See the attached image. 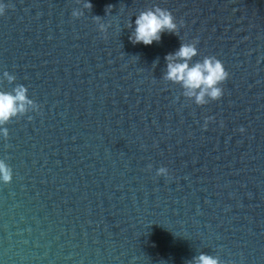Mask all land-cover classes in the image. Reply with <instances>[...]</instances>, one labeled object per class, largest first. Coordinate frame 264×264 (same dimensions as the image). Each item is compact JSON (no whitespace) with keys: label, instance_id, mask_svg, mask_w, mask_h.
<instances>
[{"label":"water","instance_id":"95a60500","mask_svg":"<svg viewBox=\"0 0 264 264\" xmlns=\"http://www.w3.org/2000/svg\"><path fill=\"white\" fill-rule=\"evenodd\" d=\"M0 4V92L33 101L0 129V264H264V0ZM154 7L177 34L131 43ZM194 41L229 73L204 106L164 79Z\"/></svg>","mask_w":264,"mask_h":264},{"label":"clouds","instance_id":"9594fccd","mask_svg":"<svg viewBox=\"0 0 264 264\" xmlns=\"http://www.w3.org/2000/svg\"><path fill=\"white\" fill-rule=\"evenodd\" d=\"M84 8L91 9L92 4L87 2ZM4 14L5 5L0 4V16ZM79 15L73 12L74 17ZM96 19L99 21V17ZM101 30H103L102 25ZM177 32L178 25L171 12L154 7L136 16L135 29L129 39L133 44L151 46L154 42L159 43L164 33L177 34ZM197 43L198 41L182 43L177 52L165 57L167 69L164 79L180 84L187 98L193 99L197 106H204L210 101L221 99L223 95L221 86L229 79V73L223 63L214 56L205 57L202 62L190 66V62L198 55ZM5 75L8 76L7 73ZM8 79L9 82H13L15 77L8 76ZM13 93L0 92V129L3 130L2 134L5 137H7V129L4 126L18 115L24 114L27 106L33 104L27 96L26 87L20 85L13 90ZM166 174V168L161 167L158 170V175ZM0 181L5 184L12 181V169L3 160H0ZM192 264H220V261L213 256L200 254L193 258Z\"/></svg>","mask_w":264,"mask_h":264}]
</instances>
